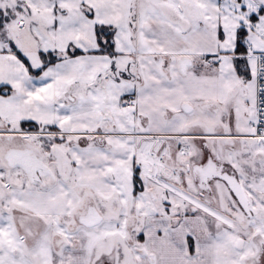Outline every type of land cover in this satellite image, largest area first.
<instances>
[{
    "label": "snow or ice",
    "instance_id": "obj_1",
    "mask_svg": "<svg viewBox=\"0 0 264 264\" xmlns=\"http://www.w3.org/2000/svg\"><path fill=\"white\" fill-rule=\"evenodd\" d=\"M0 264H264V0H0Z\"/></svg>",
    "mask_w": 264,
    "mask_h": 264
}]
</instances>
